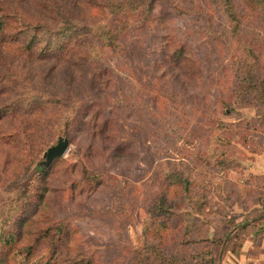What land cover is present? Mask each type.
<instances>
[{"label":"rangeland","instance_id":"rangeland-1","mask_svg":"<svg viewBox=\"0 0 264 264\" xmlns=\"http://www.w3.org/2000/svg\"><path fill=\"white\" fill-rule=\"evenodd\" d=\"M9 1H14L15 6H6L7 9L44 20L52 27L56 25L53 18L57 13L79 21L93 2L0 0V4ZM211 17L216 23L211 28L227 35L225 21L216 20L218 16L213 14ZM204 20L201 16L130 32L124 51L109 54V59L100 65L108 67L114 77L108 83L96 85L90 84L86 68L74 60L65 57L40 60L36 56L14 55L12 49L1 50L0 107L8 105L9 94L15 96L29 90L48 97L65 96L72 102L80 99L98 116L111 119L117 142L111 144L108 138H90L89 127L80 121L66 134L63 120H51L44 128L41 145L34 146L30 143L34 129L18 128L19 136L10 135L12 125L20 126L22 117L9 115L12 123L0 121V200L7 193L25 187L29 180L39 182L40 173L45 169L40 170L39 166L43 152L59 136H65L69 139L68 150L53 168L52 177L46 179L47 184L58 188L51 195L47 210L54 217L66 219L70 224L71 244H80V252L93 258L92 264H126L132 249L142 245V231L148 227V213L152 208L151 198L157 191L154 181L160 171H182L190 180V191L200 202L201 212L207 216L214 213V204L220 203L219 191L213 187L221 180L216 175L207 190L203 185L209 181L196 175V171L207 174L220 169L230 171L228 177L238 182L239 187L226 184L231 202L237 201L233 208H225L226 215L238 221L247 214L250 209H242L239 204L246 194L242 181L252 175H264V106L250 98L232 97L229 52L234 45L229 47L227 38L226 44L224 41L214 44L204 33ZM167 36H174L175 42L186 43L185 56L193 60L186 71L178 66L165 67L160 51L171 48ZM223 97L229 102L237 100V104H223L220 102ZM215 104L217 110L211 114ZM51 108L54 107L47 106ZM214 135H220V140L214 139ZM117 143L121 145L116 146ZM109 147H116L118 156H111ZM8 152H16L22 160L23 156L33 153L34 164L30 168L22 161L4 165ZM91 163L96 171L113 177L107 182L103 178V185H111V191L104 186L93 190L92 185L82 183L71 188L72 181L80 180L78 171ZM260 181L264 183L262 179L256 180L257 187ZM179 201L175 205L171 202L170 211L174 215L185 211L195 214L197 208L188 200ZM178 223L175 219L168 222L169 235L173 231L181 235V228L171 229ZM195 249L198 246L186 244L178 252L181 257L189 258ZM220 251L213 252L215 264H221Z\"/></svg>","mask_w":264,"mask_h":264},{"label":"trees","instance_id":"trees-1","mask_svg":"<svg viewBox=\"0 0 264 264\" xmlns=\"http://www.w3.org/2000/svg\"><path fill=\"white\" fill-rule=\"evenodd\" d=\"M9 2L0 4V51L12 49L14 55L26 58L36 56L40 60H61L63 57L74 60L86 68V75L91 77L90 84L93 85L108 83L114 77L108 67L101 68L100 65L115 51H124L130 32H142L154 25H167L202 16L205 19L204 33L214 44L223 41L226 44L227 38L229 47L234 45L229 52L232 97L250 98L264 106V0H93L91 8L80 15L79 21L57 13L53 18L56 19L54 27L44 20L7 9L6 6H15L14 1ZM212 14L218 16L216 20L225 21L228 36L219 29L211 28L216 24ZM166 39L171 48H161L160 51L165 67L172 69L178 66L186 71L193 61L185 56L188 49L186 43L175 42L174 36H167ZM29 91L15 96L9 94L8 105L0 107V121L4 119L12 123L11 117H22L20 126L12 125L13 129L10 130L13 133L10 135L19 136L18 128L34 129L30 143L40 146L44 128L51 120H63L67 126L66 134H70V127L80 121L81 125L89 127L90 138H108L111 144L115 143L117 136L111 119L92 112L87 102L80 99L72 102L65 96L48 97L44 93ZM224 100L223 97L220 102L237 104V100ZM47 106L54 108L47 109ZM153 106L157 108L155 103ZM216 110L215 104L211 114ZM214 136V139L220 140V135ZM119 145L121 143L116 144ZM90 150L94 155L93 147ZM108 150L111 156H118L116 147H109ZM33 160V153L23 156L22 160L16 152H8L3 163L22 161L24 166L27 164L26 167L30 168ZM62 160L58 157L44 170L41 167L43 171L39 182L29 180L25 187L7 193L0 200V264H92L93 258L80 252V244H71L70 224L66 219L54 217L47 210L50 197L58 188L47 184L46 179L52 177L55 172L53 168ZM86 169L78 171L80 180L72 181L71 188L79 187L82 183L92 185L93 190L104 186L111 191V185H103V178L107 182L112 176L96 171L92 163ZM229 172L220 169L214 175L196 171V175L198 173L209 181L203 185L207 190L216 175L221 180L213 187V190L219 191L220 203H215L214 213L207 216L201 212L200 202L190 191V180L184 177L182 171H160L154 181L157 191L155 197L151 198L148 227L142 231L143 243L132 249L126 264H215V250L237 255L252 232L259 229L264 231V183L260 181L258 187L255 184L258 179L264 180V175H252L250 179L242 181L246 194L238 203L242 209L250 210L240 221H233L226 215L225 208H233L237 201L231 202L226 184L232 183L235 188L239 184L228 177ZM11 177L15 176L12 174ZM181 198L197 208L195 214L185 211L178 216L170 211L171 202L179 204ZM171 219L179 221L171 229L181 228V235L176 231L168 234ZM256 220L263 221L261 228L255 224ZM186 244L198 246L189 258L181 257L178 252L180 246Z\"/></svg>","mask_w":264,"mask_h":264},{"label":"crops","instance_id":"crops-1","mask_svg":"<svg viewBox=\"0 0 264 264\" xmlns=\"http://www.w3.org/2000/svg\"><path fill=\"white\" fill-rule=\"evenodd\" d=\"M262 222L256 220L255 224L261 228ZM219 260L221 264H264V231L259 229L252 232L242 244L237 255L230 251L220 252Z\"/></svg>","mask_w":264,"mask_h":264},{"label":"water","instance_id":"water-1","mask_svg":"<svg viewBox=\"0 0 264 264\" xmlns=\"http://www.w3.org/2000/svg\"><path fill=\"white\" fill-rule=\"evenodd\" d=\"M69 147V139L65 136H59L56 140V143L49 146L43 152V160L39 163V166L46 167L50 162L58 157H62Z\"/></svg>","mask_w":264,"mask_h":264}]
</instances>
